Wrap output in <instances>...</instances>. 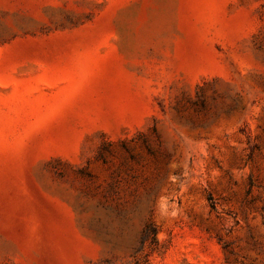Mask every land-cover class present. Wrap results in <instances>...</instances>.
Returning <instances> with one entry per match:
<instances>
[{"label": "rangeland", "instance_id": "rangeland-1", "mask_svg": "<svg viewBox=\"0 0 264 264\" xmlns=\"http://www.w3.org/2000/svg\"><path fill=\"white\" fill-rule=\"evenodd\" d=\"M0 264H264V0H0Z\"/></svg>", "mask_w": 264, "mask_h": 264}]
</instances>
